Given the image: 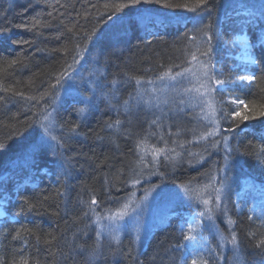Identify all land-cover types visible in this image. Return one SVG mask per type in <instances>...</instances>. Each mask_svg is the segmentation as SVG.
<instances>
[{
    "label": "trees",
    "instance_id": "16d2710c",
    "mask_svg": "<svg viewBox=\"0 0 264 264\" xmlns=\"http://www.w3.org/2000/svg\"><path fill=\"white\" fill-rule=\"evenodd\" d=\"M228 2L0 0V264H233L235 248L241 264H264V36L243 12L225 11ZM146 11L170 20L143 28ZM242 29L257 58L255 79L216 89L221 131L213 137L192 134L190 111L176 119L172 103L135 100L137 81L177 74L199 60L219 66V80L232 83L244 72L221 45ZM92 67L101 72L95 93L81 83L78 94L56 105L70 76ZM239 100L244 105L233 103ZM54 105L57 139L21 163ZM148 146L161 148L160 155H149ZM228 154L238 173L222 201L210 196L226 247L205 221L207 205L190 197L141 248L131 232L100 233L98 220L137 191L208 185L214 192ZM186 212L197 213L194 222Z\"/></svg>",
    "mask_w": 264,
    "mask_h": 264
},
{
    "label": "rangeland",
    "instance_id": "374dc122",
    "mask_svg": "<svg viewBox=\"0 0 264 264\" xmlns=\"http://www.w3.org/2000/svg\"><path fill=\"white\" fill-rule=\"evenodd\" d=\"M226 5L225 11L228 13L230 11L239 13L243 12L246 15L245 20L256 24L264 36V0H229ZM139 20L142 22L141 27L145 28V25L149 20H156L159 22L158 24H165V22L167 23L170 19L166 13L146 11L140 16ZM221 46L226 48L229 54H232L233 57L237 59L234 67H240L241 71L244 72L243 75L239 77H254V71L252 68L257 64V60L254 56V47L251 42V37L246 29L236 32V34L233 35L231 42H224ZM218 69L219 66L208 63V60L195 61L188 68L178 72L183 73V75L178 76L177 74L170 72L166 76L156 78V80L145 81L143 84L139 82L138 85H140V92L136 95L137 97H135V100L142 105L149 103L147 106L159 108H167L168 105L172 103L171 105L174 107L173 113L177 117L176 119H184V112L190 111V115L193 118L187 123H190V127L192 126V134L194 135V131L197 129L198 132H203L202 134H197V137H200V139L206 138L203 136L201 137V135L213 137V134H217L221 131V125H219L218 105L216 102V89L222 90L228 86L236 84L243 85L245 83L250 84L254 81H241L238 79L239 77H237L234 79V83H228L226 81L222 86L216 85L215 81L219 80V75L217 74ZM206 71L208 72V76L205 75ZM100 73V70L96 67H92L90 70H82L75 74L73 73L70 76L71 79L69 82L65 84L59 92L56 99V105H59L78 94V87L81 83L86 84V87H88V90L90 91V95L92 92L95 93V90L97 89L95 85L99 82ZM171 77H175V79ZM209 77H211V80H209ZM210 87L214 88L215 91H209ZM84 98L86 102L90 103L92 101V98L89 96H84ZM237 104L240 105L239 103ZM56 105H54L44 117L43 134L37 142L28 147L26 155L20 160L21 163L29 161V159L32 158L31 154L38 150L42 145L45 146L50 143L54 144L58 133L54 126ZM182 132H184V130H182ZM53 137L56 139H53ZM148 148L150 151L149 155L156 154V157L160 155L159 152H161V148L157 149V146H152V148L148 146ZM167 157L170 160L171 154ZM227 157L228 161L221 178L222 181L216 185L214 192L209 191L210 189L208 185H204V188L183 187L172 188L170 190L166 188H153L150 192H143L140 194L137 191L129 196L128 200L125 201L121 208L108 214L106 218H103L102 221H100L101 230L103 229L105 235H109V233L114 234L116 238H120L125 232H131L134 238H136L139 248H141L146 243L151 231L158 225H161L173 208L178 206L177 202L183 204V202H186L184 200L190 197L192 200L196 198L199 203L208 201L206 204L207 214L205 221L215 225V230L220 235L219 241L226 247L227 241L224 237L225 234L220 232L221 229L216 225L213 212H211V198L219 196L220 201H222L226 186L227 188L229 187L231 179L236 173H238H235V171L233 172L236 168V161L235 159H232L234 157L230 156V154H228ZM229 171L233 173L231 174ZM213 176V180L216 182L217 174H214ZM250 181H252V178H250V176L246 177L245 183L248 184ZM211 195L213 196L210 198ZM186 213L190 217V221L194 222L197 213ZM235 249L237 256L233 260V264H241L242 261L239 262L241 255L238 254L239 252L237 248Z\"/></svg>",
    "mask_w": 264,
    "mask_h": 264
},
{
    "label": "snow or ice",
    "instance_id": "6c2138e0",
    "mask_svg": "<svg viewBox=\"0 0 264 264\" xmlns=\"http://www.w3.org/2000/svg\"><path fill=\"white\" fill-rule=\"evenodd\" d=\"M115 7H118V8H124L125 5H124V4H119V5H116ZM261 44L264 45V41H261ZM201 55L206 56L207 53H201ZM192 59H193V60H196V57L193 56ZM253 62H255V61H253ZM166 75H167V74H166ZM177 75H178V76H179V75H183V73H177ZM205 75L208 76V72H207V71L205 72ZM171 78L175 79V77H171ZM238 79L241 80V81H245V80H246V81H248V82H252V81L255 79V77H252V76H248V77H239ZM209 80H211V77H209ZM137 82L139 83V81H137ZM225 83H226V81H223V80H216V81H215V84H216V85H221V86H222V85H224ZM233 83H234V82H233ZM209 91H215V89L210 87V88H209ZM233 103H239L240 105H244V101H243V100L233 101ZM245 107H246V105H245ZM262 108H264V106H262ZM235 115H236V116H240L241 113H240V112H235ZM258 115H260V116H264V110H261V111L258 113ZM242 118L245 119V120H247L249 117H248L247 115H244ZM117 123H119V121H117ZM109 126L111 127V125H109ZM71 131H75V129H71ZM210 135H212V134H210ZM53 139H56V138L53 137ZM260 151H261V152H264V148H261ZM136 182H138V181H136ZM216 199L219 200V196H217ZM95 203H96V201L93 199V200H92V204H95ZM204 203L207 204L208 201H204ZM29 207L31 208L32 205L30 204ZM201 215H203V214H201ZM188 239H191V237H188ZM232 243H233V244H236V239H235V235H234V234H233V238H232ZM260 244L264 245V240H261V241H260ZM193 264H195V262H193Z\"/></svg>",
    "mask_w": 264,
    "mask_h": 264
},
{
    "label": "bare ground",
    "instance_id": "6f19581e",
    "mask_svg": "<svg viewBox=\"0 0 264 264\" xmlns=\"http://www.w3.org/2000/svg\"><path fill=\"white\" fill-rule=\"evenodd\" d=\"M0 217H2V216H5L6 215V211H5V209H4V207H2L1 209H0ZM102 219L103 218H100L99 220H98V225H99V228H100V221H102ZM100 233L102 234L103 233V229L101 230V228H100Z\"/></svg>",
    "mask_w": 264,
    "mask_h": 264
}]
</instances>
